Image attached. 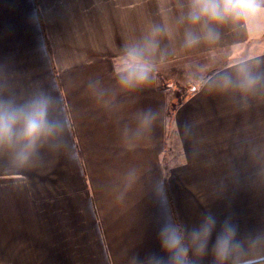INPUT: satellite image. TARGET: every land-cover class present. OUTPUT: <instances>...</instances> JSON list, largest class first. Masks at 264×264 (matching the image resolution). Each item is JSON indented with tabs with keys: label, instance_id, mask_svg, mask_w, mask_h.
Here are the masks:
<instances>
[{
	"label": "crops",
	"instance_id": "obj_1",
	"mask_svg": "<svg viewBox=\"0 0 264 264\" xmlns=\"http://www.w3.org/2000/svg\"><path fill=\"white\" fill-rule=\"evenodd\" d=\"M183 2L0 0V98L47 94L63 124L28 165L0 150V264L160 254L162 195L186 225L210 210L241 238L264 233V86L242 94L220 80L242 62L264 71V31L182 49ZM153 24L169 28L168 57L151 84L124 89V45Z\"/></svg>",
	"mask_w": 264,
	"mask_h": 264
},
{
	"label": "clouds",
	"instance_id": "obj_2",
	"mask_svg": "<svg viewBox=\"0 0 264 264\" xmlns=\"http://www.w3.org/2000/svg\"><path fill=\"white\" fill-rule=\"evenodd\" d=\"M177 24L183 27L182 49L215 46L222 40L223 29L236 35L264 31V0H184ZM168 34L167 25L153 24L140 40L124 45L117 70L122 88L136 90L151 84L156 66L168 57L167 49L161 48V40ZM220 80L225 89L247 94L264 86V71L242 62L236 65L235 78L225 74ZM52 104L53 99L44 93L19 105L0 98V150H10L19 166L28 165L42 142L63 130V124L50 117ZM150 119L146 114L145 126ZM159 205L160 254L141 257L136 253L131 264H201L209 255L212 264H264V254L250 252L264 244V233L241 238L239 225L231 216L221 220L210 210L189 226L169 210L163 195Z\"/></svg>",
	"mask_w": 264,
	"mask_h": 264
},
{
	"label": "rangeland",
	"instance_id": "obj_3",
	"mask_svg": "<svg viewBox=\"0 0 264 264\" xmlns=\"http://www.w3.org/2000/svg\"><path fill=\"white\" fill-rule=\"evenodd\" d=\"M178 93V92H177ZM177 93L175 94V96H174V99L173 100H177L178 99V95H177Z\"/></svg>",
	"mask_w": 264,
	"mask_h": 264
}]
</instances>
